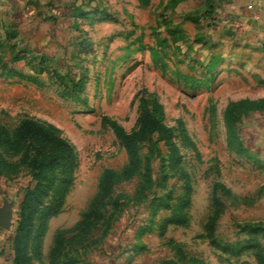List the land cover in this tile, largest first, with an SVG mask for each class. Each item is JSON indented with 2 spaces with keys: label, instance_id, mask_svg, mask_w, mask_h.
<instances>
[{
  "label": "rangeland",
  "instance_id": "obj_1",
  "mask_svg": "<svg viewBox=\"0 0 264 264\" xmlns=\"http://www.w3.org/2000/svg\"><path fill=\"white\" fill-rule=\"evenodd\" d=\"M250 105L264 106V0H0V124L42 120L76 153L39 238L59 169L0 166V264H47L59 232L66 264H260L264 112ZM144 114L171 137L144 135L133 174L97 195L128 163L109 122L131 132ZM180 207L185 223L164 224Z\"/></svg>",
  "mask_w": 264,
  "mask_h": 264
},
{
  "label": "trees",
  "instance_id": "obj_2",
  "mask_svg": "<svg viewBox=\"0 0 264 264\" xmlns=\"http://www.w3.org/2000/svg\"><path fill=\"white\" fill-rule=\"evenodd\" d=\"M257 109H262L264 111V106L250 105L248 107V110ZM109 124L112 126L115 134L125 148L128 156V163L120 171L111 168H106L102 171L98 179L97 195H103L110 189L112 184L125 180L133 174V171L139 164V142L144 135L157 132L161 138L169 139L171 137V129L165 127L161 123L160 119L153 114H144L139 122L138 128L131 132H125L114 122H109ZM231 137L236 140L238 151L242 149L241 139L237 138L234 133L231 134ZM0 149L2 150H0V166H29L33 171V177H37V173H40V179H43L45 176L43 173L44 169H49L51 171L55 168L59 169V173H52L53 175H50L49 178V185L56 182L54 192H52V200L45 205L39 215L36 214L37 220H39L37 228V238H39V236H42L43 231L46 229V222L48 218L60 211V205L72 181V173L76 163L75 150L73 146L61 136L59 130L54 125L39 119L28 117L22 118L12 130L0 124ZM3 152L11 155H17V162L6 161L2 157ZM248 156L250 157L251 155L249 154ZM47 188L44 190V194L48 191ZM214 188L224 189V186L216 184ZM225 190L228 192L227 189ZM33 193L34 192H32V195ZM188 193L189 186L188 182H186L184 204L187 203ZM37 198L40 199V197ZM178 212V215H172L166 218L164 220V224H184L186 216L182 207H180ZM59 233L55 235L53 246L49 252L47 264H66V262L64 263V261L61 260L58 262V258L60 256L62 257L61 249L63 246L62 238H59ZM18 235L19 234L15 233L13 239L15 253L17 247H20L24 240ZM208 238L212 244L217 245V241L215 240L211 230H208ZM28 246L33 247L32 245ZM257 260L260 264H264V258L261 256H258ZM70 264H72V261Z\"/></svg>",
  "mask_w": 264,
  "mask_h": 264
},
{
  "label": "water",
  "instance_id": "obj_3",
  "mask_svg": "<svg viewBox=\"0 0 264 264\" xmlns=\"http://www.w3.org/2000/svg\"><path fill=\"white\" fill-rule=\"evenodd\" d=\"M10 212L7 210L0 211V226L8 228L10 226Z\"/></svg>",
  "mask_w": 264,
  "mask_h": 264
},
{
  "label": "crops",
  "instance_id": "obj_4",
  "mask_svg": "<svg viewBox=\"0 0 264 264\" xmlns=\"http://www.w3.org/2000/svg\"><path fill=\"white\" fill-rule=\"evenodd\" d=\"M264 112V111H263Z\"/></svg>",
  "mask_w": 264,
  "mask_h": 264
}]
</instances>
